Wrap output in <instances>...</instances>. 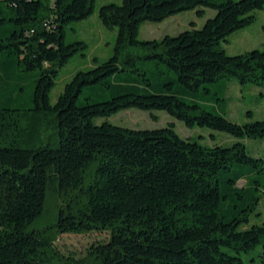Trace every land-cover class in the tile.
I'll return each instance as SVG.
<instances>
[{
  "label": "trees",
  "instance_id": "1",
  "mask_svg": "<svg viewBox=\"0 0 264 264\" xmlns=\"http://www.w3.org/2000/svg\"><path fill=\"white\" fill-rule=\"evenodd\" d=\"M95 1L0 0V264H244V252L264 246V221L248 226L264 157L246 143L264 138V119L227 117V80L264 86V48L230 54L222 42L253 24L264 0L103 2L100 20L117 28L113 54L78 70L52 103L60 68L88 46L67 41V26ZM205 8L216 13L200 28L139 38L144 20ZM131 106L236 140L94 122ZM49 195L62 203L38 228ZM94 230L109 238L85 257L57 246L61 233Z\"/></svg>",
  "mask_w": 264,
  "mask_h": 264
},
{
  "label": "rangeland",
  "instance_id": "2",
  "mask_svg": "<svg viewBox=\"0 0 264 264\" xmlns=\"http://www.w3.org/2000/svg\"><path fill=\"white\" fill-rule=\"evenodd\" d=\"M106 1L109 0H96L94 12L88 18L74 21L67 26V41H72L75 38H85L88 46L78 51L60 68L55 85L50 93L52 103L56 102L58 96L64 90L65 84L71 80L78 70L89 69L93 67L95 59L102 62L113 54L117 28L105 27L98 15L100 5ZM115 1L121 2V0ZM215 13L214 9L205 8L204 13L199 15L196 9H190L173 14L162 21L144 20L140 24L139 38L152 39L162 38L166 34L176 35L193 25L200 28L206 19L214 16ZM74 28L76 29L74 30ZM222 46L230 54L254 48H264V8L257 10V19L253 24L233 32L227 42H222ZM227 81L229 83L227 117L240 123L264 119V86L255 83L242 84L234 78ZM27 88L26 96H29L30 87L27 86ZM106 120L132 129H156L172 124L175 131L183 138L197 140L208 145H231L236 140L228 132L206 126H188L183 120L178 119L165 109H142L131 106L108 117H96L94 122L100 124ZM246 143L251 154L264 157V138L246 139ZM244 183L245 180L240 181L241 185ZM61 203L62 201L59 198L49 195L44 213L38 219L36 226L45 228L48 224H52ZM263 221L264 192L260 195L259 205L251 215L248 226ZM109 234L107 230H94L88 233H61L58 235L57 246L64 253L85 257L93 243L106 241ZM242 257L244 264H264V246L259 244L251 251L244 252Z\"/></svg>",
  "mask_w": 264,
  "mask_h": 264
},
{
  "label": "crops",
  "instance_id": "3",
  "mask_svg": "<svg viewBox=\"0 0 264 264\" xmlns=\"http://www.w3.org/2000/svg\"><path fill=\"white\" fill-rule=\"evenodd\" d=\"M110 1V0H109ZM84 40H86L85 38H83ZM87 41V40H86Z\"/></svg>",
  "mask_w": 264,
  "mask_h": 264
}]
</instances>
